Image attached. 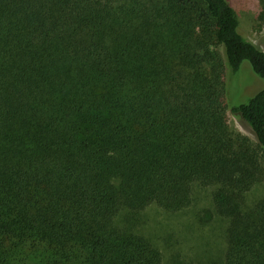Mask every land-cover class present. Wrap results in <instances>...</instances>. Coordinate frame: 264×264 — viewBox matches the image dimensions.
<instances>
[{
  "label": "trees",
  "instance_id": "16d2710c",
  "mask_svg": "<svg viewBox=\"0 0 264 264\" xmlns=\"http://www.w3.org/2000/svg\"><path fill=\"white\" fill-rule=\"evenodd\" d=\"M239 26L227 0H0V264H162L129 222L210 185L213 264H264V88L230 107L255 144L226 115L227 65L264 79V50Z\"/></svg>",
  "mask_w": 264,
  "mask_h": 264
},
{
  "label": "rangeland",
  "instance_id": "374dc122",
  "mask_svg": "<svg viewBox=\"0 0 264 264\" xmlns=\"http://www.w3.org/2000/svg\"><path fill=\"white\" fill-rule=\"evenodd\" d=\"M236 10L240 31L264 50V10L261 0H227ZM228 109L226 115L232 134L248 137L255 144L252 128L230 110L232 104L244 103L264 88V79L245 60L235 75L226 67ZM263 184V183H262ZM264 186V184H263ZM214 186L195 187L192 203L178 211L170 212L153 204L133 217L130 226L147 235L163 252L162 264H213L223 260L226 248L227 219L214 213V218L201 220L206 208H213ZM264 194V187L249 192L248 200ZM126 223V214L119 216Z\"/></svg>",
  "mask_w": 264,
  "mask_h": 264
}]
</instances>
